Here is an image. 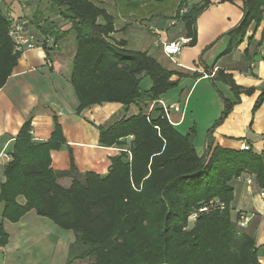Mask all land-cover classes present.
Here are the masks:
<instances>
[{"label": "trees", "instance_id": "1", "mask_svg": "<svg viewBox=\"0 0 264 264\" xmlns=\"http://www.w3.org/2000/svg\"><path fill=\"white\" fill-rule=\"evenodd\" d=\"M48 1L50 12L70 24L68 33L75 38L70 83L79 101L78 114L104 104L148 108L178 87L179 80H173L178 73L149 56V51L130 50L127 41L114 37L115 18L105 8L91 0ZM217 1L244 5L241 22L226 33L228 46L219 59L238 50L246 40L249 48L245 54L250 57L253 37L249 33L264 20V0ZM211 5L212 0L192 6L188 0L181 1L172 21L183 25L186 46L197 45V20ZM183 9L187 12L180 16ZM10 26L0 11V89L21 57L9 36ZM37 27L56 44L62 37L51 23ZM212 77L213 82L229 87L235 98L234 103L224 101L216 128L242 96H252L256 90L237 86L233 76L222 69ZM146 79L150 87L144 89ZM263 102L264 90L254 112ZM54 125L51 138L44 142L33 139L32 122L22 127L4 169L0 202L4 204L3 220L18 223L35 211L60 229L73 232L76 241L67 264H261L256 236L232 220L231 183L249 175L256 188L264 191L263 154L214 147L212 129L207 152L200 155L195 128L184 135L163 110L153 108L146 113L141 109L135 116L99 127L100 145L121 149L106 176L80 174L73 157L70 170L56 172L52 152L60 151L66 141L57 117ZM65 178L71 179L69 187L58 182ZM7 244L1 224L0 247Z\"/></svg>", "mask_w": 264, "mask_h": 264}, {"label": "crops", "instance_id": "2", "mask_svg": "<svg viewBox=\"0 0 264 264\" xmlns=\"http://www.w3.org/2000/svg\"><path fill=\"white\" fill-rule=\"evenodd\" d=\"M91 1L108 10L115 18L114 37L127 41L130 50H133L130 38L133 28L142 26L145 21L154 23V28L150 26L149 31L154 32L160 42L141 52H151L153 47L159 49V56L153 51L155 58L168 70L178 73L173 80H179V85L148 108H142V104L130 107L104 104L78 114L79 101L70 83L76 52L75 38L68 33L70 24L65 23L59 14L50 12L48 0H0V11L6 17L11 14L17 20L28 22L31 31L36 34L42 36L37 26L46 22L53 24L62 35L54 46L47 49L37 47L21 54L7 84L0 89V190L5 182L4 169L7 165L3 155L12 154L22 127L32 122L33 139L48 141L54 131L55 117L62 126L66 141L60 151L52 152V168L56 172L70 170L73 157L80 174L92 172L106 176L112 166L111 160L120 155L121 149L102 147L99 127H108L124 117L135 116L141 109L149 113L151 108L167 109L168 121L184 135L195 128V146L198 153L200 149V155L207 152L209 134L213 129L211 139L214 147L252 150L264 156V102L254 112L264 90V20L259 27L250 29L249 37H253L250 46L252 59L245 54L249 48L247 40L238 50L219 59L228 46L226 33L241 22L244 5L242 2L220 4L212 0L210 8L197 20V45L194 48L185 46L176 63H173L164 55L161 44L186 39L183 25L173 26L171 22L182 0H176L177 8L168 15H163L165 8L162 6L167 0ZM188 5L195 4L188 2ZM164 19L168 25L162 24ZM169 23L172 27L180 26L178 34L167 35ZM218 69L231 74L237 86L253 88L256 92L252 96H242L241 102L233 106L228 117L214 128L224 111V101L235 102L229 87L212 81ZM179 75L182 77L179 78ZM249 181L252 183L249 184ZM58 182L69 187L71 179ZM231 185L234 188L232 220L246 219L243 231L256 236L259 262L264 264V191L256 188L253 177L249 175L241 176ZM20 202L24 203V199L20 198ZM3 211L4 204L0 202V225L4 226L8 235V244L0 247L4 253L3 264L68 263L70 247L76 241L73 232L60 229L35 211L27 213L18 223L3 220ZM73 264L90 262L76 261Z\"/></svg>", "mask_w": 264, "mask_h": 264}, {"label": "built area", "instance_id": "3", "mask_svg": "<svg viewBox=\"0 0 264 264\" xmlns=\"http://www.w3.org/2000/svg\"><path fill=\"white\" fill-rule=\"evenodd\" d=\"M187 9H183L180 11V16L186 14ZM8 20L11 23L9 29V36L13 39L16 51L23 54L27 51H31L36 49L37 47L44 46H54L56 45L55 39L53 37H44L41 35L36 34L35 32L31 31L30 24L24 20H17L11 14L8 16ZM179 24V20L172 21V25L175 26ZM188 40L180 39L179 41L173 43H166L163 42L162 51L166 57H168L172 62L176 63V57L182 53V49L185 48L187 45ZM153 108L150 109V112ZM176 111H179V108H175ZM164 113L167 116V109H164ZM5 162L9 163L11 161V155H3ZM252 182L249 181V184ZM247 221L246 219H240L239 221V228L243 229L246 227Z\"/></svg>", "mask_w": 264, "mask_h": 264}, {"label": "rangeland", "instance_id": "4", "mask_svg": "<svg viewBox=\"0 0 264 264\" xmlns=\"http://www.w3.org/2000/svg\"><path fill=\"white\" fill-rule=\"evenodd\" d=\"M201 1L202 0H188L189 4H197ZM162 6H163V9L165 8V12H163V15H168V14H171L175 10V8H177L176 7L177 3H176V0H167L165 2V4ZM164 23H165V25L167 24L165 19L162 21L163 25H164ZM150 26L154 28V23H151L150 21L149 22L145 21L142 26L136 25L133 28V30L131 31L132 35L130 37L133 50L144 51L145 48H147L149 46L150 47L154 46L156 42H160L159 37L154 32L149 31ZM162 28H163V26L160 27V29H162ZM180 30H181L180 26L172 27L171 23H169V29H168L167 35L168 36H174V35L178 34V32ZM151 51L152 52L153 51L158 52V56H159V51H160L159 49L153 47ZM149 86H150V80L149 79L144 80V82L142 83V87L144 89H147ZM199 152H200L199 154H201L200 149H199Z\"/></svg>", "mask_w": 264, "mask_h": 264}, {"label": "water", "instance_id": "5", "mask_svg": "<svg viewBox=\"0 0 264 264\" xmlns=\"http://www.w3.org/2000/svg\"><path fill=\"white\" fill-rule=\"evenodd\" d=\"M149 56H154V52L151 51V53H149ZM3 260H4V253L2 250H0V264H3Z\"/></svg>", "mask_w": 264, "mask_h": 264}]
</instances>
